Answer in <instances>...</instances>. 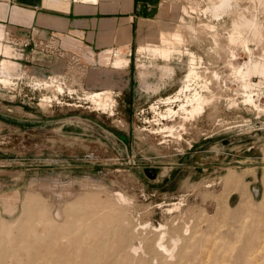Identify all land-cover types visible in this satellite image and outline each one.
Returning <instances> with one entry per match:
<instances>
[{"label":"rangeland","instance_id":"1","mask_svg":"<svg viewBox=\"0 0 264 264\" xmlns=\"http://www.w3.org/2000/svg\"><path fill=\"white\" fill-rule=\"evenodd\" d=\"M165 1H157L158 5L154 14L140 20L138 31L142 35H146L152 30L159 31L158 29L164 28L162 23L170 21L176 25L178 23V27L181 25L179 29L184 25L181 31L183 36L185 34L184 37L188 42L184 39L185 44L182 43V50L194 52L195 54H193L197 58L202 59L200 65L204 66L203 70L198 67V70H201L199 83L204 79L207 81L212 79L209 86L216 83L210 86L215 94L214 101L212 100L208 104L210 106L206 105L200 115L189 119L184 129L176 128L175 133L174 131L173 133L167 132L163 128L170 122L160 118L151 104L158 103L161 97L172 95L181 86L184 73L187 71L186 65L189 58L187 53L183 52L185 54L182 57V62H177L178 55L174 53L169 61L174 68V75L171 78L163 79L164 81L158 89H149L147 85L160 80L159 70L154 65L162 64L163 61L160 58L155 61L147 52H143L140 57L137 54V35L134 36L129 44V52L124 51V55L129 58L128 66L110 74L113 81H118V85L112 88L113 91L111 90V99H114L113 113L109 114L110 109L105 111L96 109L95 106L93 107V102L89 98L87 99L90 92L103 88L100 83L92 84L90 82L92 74L105 78L106 74L102 73L100 68H113L111 64L106 66L97 63V53L103 50L94 51V62H90L82 55L84 50H87L84 48L57 51L52 42L37 38L31 39L29 43L20 42L23 47H27L26 52H30L31 48H34V56L32 58V55L28 54L26 65H20L21 75L14 76L10 84L5 85L0 82V241L6 243L7 239H16L12 243L10 242V246L6 245V264H14L15 254L19 253L22 256L25 254V248L26 252L30 248L32 251H37L39 245L34 244L35 238L51 227L53 231L49 234L60 240L66 254H71L67 257V262L69 261L70 264L76 255V249L83 245L88 250L82 249L78 255L90 253L95 259V264H122L121 260L110 255L112 251L108 248L115 242L119 225L122 223L124 225L120 219L125 216L130 219L129 224H126L129 228L131 223H141L142 226V223L145 222L146 226L143 225L145 227L139 228V231L146 230L139 235H147L146 237L150 240L157 237L159 233L157 227L162 224L168 227L165 229L169 233L187 223L189 225L187 234L189 232L194 234L190 241H186V249L184 240L179 245V250L183 248L181 251L184 254H182L183 257L169 259L163 253L152 257L153 254L150 252L145 255L147 258L142 255L143 261L147 262L149 259L148 264H193V262L194 264H264V112L258 113L253 106L250 104L247 106L248 104L242 101L244 90L241 89V86L239 87V80L233 79L231 67L227 64L229 62H226V60L234 63L242 62L247 58V54L240 46L234 45L233 49L229 47L226 39L231 28L232 17L226 14L220 16L221 18L210 16L211 11L208 12V9H205L210 5V0ZM253 1L237 0L238 11H234L233 14L237 15L238 12L243 11L244 13L245 11L249 15L251 11L254 13L257 8L258 11L255 14L257 18H260L258 20L264 27V6ZM171 2H174L175 5L173 4V6ZM163 3L167 4L166 8ZM182 4L186 6H182ZM190 5L192 10L189 8ZM260 7L263 10L258 9ZM181 14L182 16H180ZM200 21L204 22L200 24ZM187 24H192V27H188ZM203 24L210 26L211 30H208L209 28ZM189 29L191 30L189 31ZM209 31L211 33L214 31V35L216 32V36ZM213 41L217 42L216 45L213 44ZM5 42L13 43V45L17 43L16 39L8 33H5L3 43ZM227 45L229 48L226 47ZM219 47L221 53L217 49ZM232 50L234 58H231L230 55ZM256 50L258 48L254 49L255 52H257ZM40 53L45 55L41 61L36 57L40 56ZM0 58H3L2 54H0ZM13 59L20 62L19 58ZM138 59L146 63H149V60L150 63H154L150 67L153 73L141 76L137 66ZM36 61L43 62L48 66L43 68L41 73L37 72L36 65L32 66ZM212 70L218 72L217 79L212 76L214 74ZM229 75L231 76L229 77ZM53 78L57 82L52 81ZM252 79L257 81L258 77L253 76ZM59 83H62L65 91L58 92L56 90V84ZM192 83L191 87L197 85L196 82ZM220 83L222 85L219 86ZM261 88H259L260 90L255 89V92L262 90L256 100L262 107L264 105V87ZM235 89L239 91H235ZM228 95L236 98V101ZM48 96L51 100L44 99ZM227 98L228 100H226ZM41 101L48 103H40ZM177 102L171 104L175 109L178 107ZM212 102L215 106H212ZM155 106L158 111H164L168 105L159 102ZM159 126L162 127V130L159 129ZM177 132L181 135L180 141L176 137ZM241 161L246 164L245 167L237 164ZM146 167L151 169L154 174L153 178L145 174ZM228 172H232L234 178L225 183L224 177ZM117 190L127 197L126 202L118 200L116 202L114 192ZM242 193L246 196L245 202L241 201ZM26 195L38 203H31L34 210L30 213V217L23 208ZM76 199H80L79 205L81 204L80 207L84 208L85 214H76L68 207L69 202L72 205L77 201ZM83 200L85 201L82 203ZM41 204L44 205L45 210L41 212L43 216L37 212ZM103 207L104 209H102ZM88 208H93L96 211L95 215L90 214ZM167 208H171L170 211ZM115 209L116 214L113 218ZM111 211L113 216L109 215ZM91 215H93L92 218ZM117 215L118 217H116ZM121 215L123 216L121 217ZM50 217L55 221L54 227H49L46 222V220H50ZM25 218L27 222H25ZM66 219L70 220L66 221ZM43 221L44 223H42ZM67 222H71L73 231L63 225ZM3 224H5L4 226L10 225L11 230L9 232L6 229L2 230ZM27 226L29 227L27 228ZM78 226L81 227L78 228ZM54 229L56 233H53ZM88 229L89 232H87ZM98 229L99 231H97ZM61 230L64 235L60 232ZM62 235L63 237H61ZM68 235L70 240L67 238ZM22 237L27 240L25 241ZM97 238L107 241L105 242L106 251L102 254H99ZM245 239L250 243L248 244L250 250L245 251L247 254L238 250L244 245ZM136 241L138 242L137 238ZM165 241L168 242L167 237ZM35 243L37 242L35 241ZM81 243L84 244L81 245ZM23 247L24 249H22ZM243 252L247 256H242ZM107 254L108 256H105ZM246 257L248 258L246 259ZM26 261L27 264H37L38 262L37 258Z\"/></svg>","mask_w":264,"mask_h":264},{"label":"bare ground","instance_id":"2","mask_svg":"<svg viewBox=\"0 0 264 264\" xmlns=\"http://www.w3.org/2000/svg\"><path fill=\"white\" fill-rule=\"evenodd\" d=\"M91 1V0H90ZM97 1V0H96ZM165 1V0H164ZM171 1V0H170ZM206 1V0H205ZM253 1V0H252ZM254 1H257L259 5H262L264 6V0H254ZM253 1V2H254ZM76 2V1H75ZM93 2V0H92ZM95 2V1H94ZM98 2V1H97ZM126 2V1H125ZM166 2V1H165ZM193 2V1H192ZM210 5L208 7H206L205 9L207 10L208 9V12L211 11V15H213V18H219L220 16L226 14V15H230L232 18H231V21L229 19V21L231 22V28L228 32V35H227V41L228 42V45L229 47H231V49H233L232 47L234 45H237V46H240L241 49L247 54V58L242 61V62H237V63H234V62H231V61H227L226 62H229L227 64L230 65V69H231V72H232V77H234L233 79H237L239 80L240 84H239V87L241 86L244 91H243V102L245 104H248L247 106H253L254 109H256V111L259 113V112H264V105H262V107L259 105V103L256 102V100L258 99V95L260 92H262V90L260 92L256 91L255 92V89H259V88H263L264 87V27L262 25V22H260L257 18V15L255 14L257 8H255V12L252 13L251 11V14L249 13V15H247L244 11L242 12H238L237 15H234V11H238V9L236 8L237 7V0H210ZM249 2V1H248ZM120 3V2H119ZM167 3V2H166ZM165 3V5H167ZM172 3V2H171ZM177 3V2H176ZM196 3V1H195ZM198 3V2H197ZM251 3V1H250ZM115 4H118L115 2ZM114 4V5H115ZM123 4V3H122ZM161 4V3H160ZM170 4V3H168ZM175 5V3L173 2L172 5ZM180 4V3H179ZM194 4V3H193ZM191 4V5H193ZM207 4V3H206ZM256 4V3H255ZM164 3H163V6H165ZM173 5V6H174ZM185 5V4H184ZM182 4V6H184ZM191 5L189 6V8L191 7ZM196 5V4H195ZM199 5V4H198ZM246 5V4H245ZM257 5V4H256ZM113 6V4H112ZM116 6V5H115ZM119 6V4H118ZM162 6V4H161ZM169 6V5H168ZM167 6V7H168ZM171 6V4H170ZM169 6V8H170ZM176 6H179L176 4ZM186 6V5H185ZM240 6V5H239ZM249 6V5H248ZM254 6V5H253ZM262 6V8H263ZM114 7V6H113ZM172 7V6H171ZM193 7V6H192ZM200 7V6H199ZM203 8V6H201ZM64 8V7H63ZM115 8V7H114ZM164 8V7H163ZM166 8V6H165ZM173 8V7H172ZM179 8V7H178ZM187 8V9H189ZM239 8V7H238ZM245 8V7H244ZM261 7L258 8V9H262ZM184 9V7H183ZM186 9V10H187ZM191 9V8H190ZM198 9V8H197ZM200 9V8H199ZM242 9V8H240ZM250 9V6L248 7V10ZM160 10V9H159ZM168 10V9H166ZM172 10V9H171ZM192 10V9H191ZM210 10V11H209ZM246 10V8L244 9ZM263 10V9H262ZM194 11V10H193ZM196 11V9H195ZM236 11V12H237ZM241 11V10H240ZM260 11V10H259ZM186 12V11H185ZM189 12V11H188ZM198 12V11H196ZM201 12V11H200ZM203 12H205L203 10ZM250 12V10H249ZM174 13V12H173ZM178 13V12H177ZM207 13V12H206ZM164 14V13H163ZM204 14V13H203ZM208 14V13H207ZM258 14V13H257ZM162 15V14H161ZM199 15V14H198ZM164 16H166L164 14ZM174 16V15H173ZM172 16V17H173ZM182 16V14L180 15ZM194 16V15H193ZM129 17V16H128ZM159 17V16H158ZM171 17V16H170ZM184 17V16H183ZM130 18V17H129ZM221 18V17H220ZM229 18V17H228ZM174 19V18H173ZM181 19V18H180ZM179 19V20H180ZM202 19V18H201ZM260 19V18H259ZM263 19V18H262ZM185 20V19H184ZM203 20V19H202ZM149 21V20H148ZM147 21V22H148ZM160 21V20H159ZM183 21V19H182ZM181 21V22H182ZM206 21V20H205ZM212 21V20H211ZM150 22V21H149ZM148 22V23H149ZM180 22V21H179ZM185 22V21H184ZM194 22V21H193ZM202 21H200V24H201ZM204 22V21H203ZM202 22V23H203ZM207 22V21H206ZM227 22V21H226ZM225 22V23H226ZM160 23V22H159ZM162 23V22H161ZM187 23V22H185ZM209 23H212V22H209ZM183 24V23H182ZM194 24V23H193ZM206 24V23H205ZM208 24V23H207ZM106 25V24H105ZM108 25H111L108 23ZM161 25V24H160ZM164 25V28L163 29H158L159 31H151L149 32L148 34L146 35H142L140 33V31L137 32V54L141 57V55H143L142 53L144 52H147L152 59H154L155 61L157 59H161L163 61L162 64H156L154 66H157V69L159 70V82L157 83H150L149 85H147V88L149 87L152 88V89H158L159 88V85L162 84V81L165 80V78H171L173 75H174V68L173 66L169 63V61L171 60L172 58V55L174 53H176L177 55V62H182V57L185 53L188 54L189 58L187 60V71L186 73H184V77L182 79V82H181V86L175 90V92L172 94V95H167L165 97H161L158 101L161 102V103H166V105H168L166 107V109L164 111H158L157 107L155 106V104H158L156 102H153V104H151V107L155 110V112H157L160 116V118H164V119H167L170 123L166 124L163 126V123L162 126L163 128L168 132H171L175 133V129L176 128H179V129H184V126L186 124V122L191 119L193 116L195 117V115H200V113L203 112L204 108L206 105H208L212 100L214 101V91H212L210 89V86L211 85H214L216 83H213L209 86V82L212 80L210 79V81H207L206 79H204L201 83H199V78H200V71L198 70V67L202 68V70L204 69L203 67L204 66H201L200 63L202 59L200 58H197L194 54V52H190L187 50V51H183L182 50V43H184V39H186L185 34L183 36L182 34V31L181 29L184 28V25L181 29H179L181 27H178V23L176 25V23H172V21L170 22H164L162 23V27ZM204 25V24H203ZM203 25H201L203 27ZM211 25V24H209ZM213 25V24H212ZM219 25V23H218ZM229 25V24H228ZM107 26V25H106ZM188 27H192V24H187ZM194 26V25H193ZM198 26V25H197ZM205 27H208L206 25H204ZM186 27V26H185ZM188 27H186L188 29ZM210 27V26H209ZM208 27V28H209ZM215 27V26H214ZM196 28V27H195ZM195 28H192L195 30ZM213 28V27H212ZM128 29V28H126ZM197 29V28H196ZM203 29V28H202ZM206 29V28H205ZM217 29V28H215ZM112 30V29H111ZM140 30V29H139ZM191 29H189L190 31ZM208 30H211L210 28ZM205 31V30H204ZM220 31V30H219ZM107 32V31H106ZM110 32V31H109ZM108 32V33H109ZM142 32V31H141ZM186 32V31H185ZM211 33V31H209ZM214 32V31H213ZM212 32V33H213ZM5 29H4V26L3 25H0V54L3 55V58H0V82L3 83V84H10L12 79L14 78V76H18V75H21V68H20V63L15 61L13 58H17L20 56V53L19 51H17L11 44H7V42L3 43V40L5 38ZM184 33V32H183ZM192 33V32H191ZM199 33V32H198ZM209 33V34H210ZM211 33V34H212ZM119 34V33H118ZM195 34V33H194ZM204 35V34H202ZM214 35V33H213ZM211 35V36H213ZM220 35V34H219ZM218 35V36H219ZM103 36V35H102ZM116 36V35H115ZM114 36V37H115ZM188 36V35H187ZM216 36V32H215V35ZM213 36V37H214ZM217 36V37H218ZM221 36V35H220ZM224 36V35H222ZM184 37V38H183ZM195 37V35H194ZM212 37V38H213ZM130 38L129 35L126 33V32H123V34H120L117 41L119 42V45L113 49H105L103 51H101L100 53H97L98 54V57L96 58V61L97 63H100V65H106L107 64H111L113 68L111 69H108L107 68H100V71L104 74H106V77L105 78H101L98 77V76H95V74H92V76L90 77V82L92 84H97V83H100L101 85H103V88H101V90L99 91H94V92H90V94L87 95V99L89 98L92 102L93 107L95 106L96 109H101L102 111H105L106 109H110V113L109 114H112L113 113V100L111 99V90L112 88L115 86V85H118V81H113V78L110 77V74H112L113 72L117 71L118 69H124L125 67L128 66L129 64V58L127 56L124 55V51L125 52H129V41H130ZM208 38V37H207ZM219 38V37H218ZM221 38V37H220ZM225 38V37H224ZM69 39V38H68ZM67 40V39H64V41ZM109 40H111V38H109ZM108 40V41H109ZM187 40V39H186ZM215 40V39H214ZM68 41V40H67ZM71 42V40H69ZM106 41V40H105ZM113 41V40H112ZM212 43V40H210ZM219 41V40H217ZM222 42V39L220 40ZM219 41V42H220ZM69 42V43H70ZM188 42V40H187ZM186 42V43H187ZM195 42V41H194ZM106 43V42H105ZM215 42L213 41V44ZM217 43V42H216ZM216 43L214 45H216ZM71 44V43H70ZM74 44V43H73ZM185 44V43H184ZM219 44V43H218ZM223 44V43H222ZM225 44V43H224ZM251 44V45H250ZM75 45H77V43H75ZM213 45V46H214ZM220 45V44H219ZM228 45L226 47H228ZM254 45H256V47H254ZM186 46V45H185ZM70 47V46H69ZM74 47V46H73ZM225 47V46H224ZM228 47V48H229ZM236 47V46H235ZM189 48V47H188ZM223 48V47H222ZM258 48V50H256L257 52L254 51V49ZM87 49V48H86ZM93 49V48H92ZM92 49H87V50H84L83 54L87 60H89L90 62H94V50ZM187 49V48H186ZM214 49V48H213ZM220 50V47L217 48ZM216 50V49H215ZM224 50V48H223ZM227 50V49H226ZM185 52V53H183ZM211 52V51H210ZM225 52V51H224ZM222 52V53H224ZM227 52V51H226ZM229 52V51H228ZM194 53V54H193ZM221 53V50L220 52ZM226 54V53H225ZM81 55V56H82ZM146 55V54H145ZM214 55V54H213ZM216 55V54H215ZM227 55V54H226ZM231 58H234V54H233V50L231 51ZM147 56V55H146ZM228 56V55H227ZM200 57V56H199ZM219 57V56H218ZM230 57V56H229ZM176 58V57H175ZM225 58V57H224ZM229 59V58H228ZM139 60V62H138ZM137 62H138V68H139V72H140V75L141 76H146L148 74H152L153 71L151 70V66L154 64V63H150L151 61L149 60V63H146L145 61H142L140 59H138ZM145 60V59H144ZM218 60V58H217ZM216 60V61H217ZM230 60V59H229ZM232 61L234 59H231ZM154 61V62H155ZM236 62V61H235ZM160 63V62H159ZM200 65V66H199ZM111 67V66H110ZM182 67V66H181ZM186 68V67H185ZM200 68V69H201ZM208 68V66H207ZM209 69V68H208ZM213 69V68H212ZM211 70V68H210ZM229 70V68H228ZM121 71V70H120ZM124 71V70H123ZM126 71V70H125ZM214 72V74L212 76H214L216 79L218 78V72H215L214 70H212ZM208 72V71H207ZM95 73V72H94ZM125 73V72H124ZM205 73V71H204ZM230 73V71H229ZM23 74V73H22ZM118 74V73H117ZM210 74V73H209ZM212 74V72H211ZM226 74V73H225ZM206 75V74H205ZM231 75H229L230 77ZM253 76H256L258 77V80L255 81L252 79ZM19 77V76H18ZM224 78L226 76H223ZM142 78V77H141ZM212 78V77H210ZM214 78V79H215ZM18 79V78H17ZM122 79V78H121ZM164 79V80H163ZM209 79V78H208ZM232 79V80H233ZM39 80V79H38ZM37 80V81H38ZM51 80V79H50ZM221 80V78H220ZM225 80V79H224ZM231 80V79H230ZM231 80V81H232ZM35 81V80H34ZM44 81V80H43ZM46 81V80H45ZM52 81H56V79H52ZM215 81V80H213ZM223 81V79H222ZM50 82V81H49ZM122 82V81H121ZM192 82H196L197 85L194 87H191V84H193ZM221 82V81H220ZM224 82V81H223ZM40 84V81L38 82ZM43 83V82H42ZM54 83V82H53ZM65 83V82H64ZM222 83V82H221ZM218 84L219 86L222 85V84ZM225 83V82H224ZM223 83V84H224ZM228 83V82H227ZM232 83V82H231ZM44 84V83H43ZM50 84V83H49ZM62 84V83H61ZM60 83L59 84H56L57 87H56V90L58 92H63L65 91L63 89V85H61ZM148 84V83H147ZM167 84V83H166ZM229 84V83H228ZM53 85V84H52ZM123 85V84H122ZM13 86V85H12ZM15 86V85H14ZM230 86V85H229ZM225 87V86H224ZM227 87V86H226ZM238 87V88H239ZM54 88V86H53ZM230 88V87H228ZM237 88V89H238ZM261 88V89H262ZM13 89V88H12ZM11 89V90H12ZM70 89V88H68ZM72 89V88H71ZM213 89V88H212ZM215 89V87H214ZM227 89V88H226ZM231 89V88H230ZM229 89V90H230ZM235 89V91H239ZM240 89V88H239ZM216 90V89H215ZM218 92H219V89L217 88ZM224 90V89H222ZM260 90V89H259ZM56 91V92H57ZM70 91V90H69ZM113 91V90H112ZM119 91V90H118ZM220 91H221V88H220ZM226 92V91H225ZM233 92V91H232ZM264 92V91H263ZM54 94V93H53ZM237 94V93H236ZM256 95V97H254ZM44 96V95H43ZM42 96V97H43ZM217 96V95H216ZM230 96V95H228ZM227 96V97H228ZM260 96V95H259ZM225 97V96H224ZM231 98H234L232 96H230ZM237 97V96H236ZM51 100V98L48 96V97H45L44 99L45 100ZM219 98V97H218ZM229 98V97H228ZM228 98L226 100H228ZM236 98H234L233 100H235ZM216 100V99H215ZM230 100V98H229ZM232 100V104L234 103V101ZM177 102V105L178 107L175 109L173 107V105H171L172 103L174 102ZM218 101V100H217ZM220 101V100H219ZM241 101V102H242ZM44 103V102H47V101H41L40 103ZM223 102V101H222ZM229 102V101H228ZM242 102V103H243ZM48 103V102H47ZM213 103V102H212ZM216 103V102H215ZM230 103V105H231ZM237 103V102H236ZM45 104V103H44ZM43 104V105H44ZM42 105V104H41ZM228 105V104H227ZM237 105V104H235ZM210 106V105H208ZM207 106V107H208ZM212 106H215L214 103ZM222 106V105H221ZM232 106V105H231ZM230 106V107H231ZM246 106V105H245ZM235 107V106H234ZM157 108V109H156ZM249 108V107H247ZM230 109V108H229ZM251 109V108H250ZM95 110V109H94ZM100 110V111H101ZM226 110V109H225ZM248 111V110H247ZM107 112V111H106ZM257 113V114H258ZM256 114V115H257ZM218 115V114H217ZM223 116V115H221ZM157 118V117H156ZM159 118V119H160ZM157 119V120H159ZM222 120V119H221ZM119 121V120H118ZM161 121V120H160ZM167 121V122H168ZM157 122V121H155ZM166 122V123H167ZM237 122V121H236ZM236 125V124H235ZM153 126V125H152ZM248 126V125H247ZM161 129L162 127L159 126ZM157 128V127H156ZM233 128V127H232ZM186 129V128H185ZM156 130V129H155ZM154 130V132H155ZM162 130V129H161ZM240 130V129H239ZM164 131V130H163ZM177 131V130H176ZM180 131V130H179ZM181 132V131H180ZM158 133V131H157ZM160 133V132H159ZM164 133V132H162ZM161 133V134H162ZM166 133V132H165ZM156 134V133H155ZM169 134V133H168ZM164 135V134H163ZM175 135V134H173ZM183 135V134H182ZM180 133L177 132V139H181L180 138ZM152 137V136H151ZM175 138V137H174ZM167 139V138H166ZM157 140V139H156ZM175 140V139H174ZM163 141V140H162ZM180 141V140H179ZM242 163V161L240 162ZM246 166V165H245ZM244 166V167H245ZM254 166V165H253ZM234 178L232 172H228L226 174V176L224 177V180H225V183H228L230 181H232V179ZM224 183V182H223ZM242 183V182H241ZM241 186V185H240ZM224 187V186H223ZM97 193V192H96ZM246 193V192H245ZM33 195V194H32ZM94 195V194H93ZM112 195V194H111ZM27 196V197H26ZM25 198H24V201H23V208H24V212L25 213H28V216L30 215V213L33 212V208L31 206V203L35 201H33V198L31 197H28L29 195H26ZM127 196V195H126ZM83 197V196H82ZM113 197V196H112ZM114 197L116 199V202L117 200L119 202H126L127 197L124 196L123 193H121V191H115L114 192ZM241 197V201L242 202H245L246 201V196L243 195V193L240 195ZM239 197V198H240ZM38 198V197H37ZM74 199V198H73ZM38 200H40L38 198ZM77 200V199H76ZM100 200V199H99ZM103 200V199H102ZM44 201V200H43ZM71 201V200H70ZM85 200L82 201V203L84 202ZM101 201V200H100ZM216 201V200H215ZM39 202V201H37ZM87 202V201H86ZM91 203L93 201H90ZM129 202V201H128ZM127 202V203H128ZM131 202V200H130ZM35 204H38L36 202H34ZM73 203V202H71ZM80 203V199H78L76 202H74L72 205L68 204V207H70V209L74 210L73 212H75L76 214H85V211L80 207L79 205ZM90 203V204H91ZM94 203L96 204V202L94 201ZM93 203L94 206H96L95 204ZM98 203V201H97ZM102 204V202H99ZM107 203V202H106ZM46 204V203H45ZM104 204V203H103ZM112 204V203H111ZM215 204V203H214ZM49 205V204H47ZM87 205V204H86ZM100 205V204H99ZM116 205V203H115ZM125 205H127L125 203ZM124 205V206H125ZM172 205V204H171ZM174 206L176 205L175 203L173 204ZM38 206V205H36ZM91 206V205H90ZM89 206V207H90ZM179 206V205H178ZM242 206V205H241ZM66 207V206H65ZM93 207V206H92ZM98 207V205H97ZM146 207V206H145ZM22 208V207H21ZM32 208V210H31ZM35 209H37L36 207H34ZM45 208H47V206H45ZM81 208V209H80ZM94 208V207H93ZM93 208H88V212L90 214H94L95 215V212ZM101 208V207H100ZM111 209H114L113 207H110ZM172 208V207H171ZM171 208H167L168 211H170ZM183 208V207H182ZM240 208V207H239ZM67 209V208H66ZM70 209H68L70 211ZM87 209V208H86ZM104 209V207L102 208ZM109 209V210H111ZM152 209V208H151ZM175 209V208H174ZM173 209V210H174ZM177 209V208H176ZM238 209V208H237ZM242 209V207H241ZM101 210V209H100ZM118 210V209H117ZM185 210V209H184ZM243 210V209H242ZM22 211V210H21ZM44 205L41 204L39 205V208L37 210V212L41 213V212H44ZM78 211V213H77ZM113 211V210H112ZM112 211L110 212V216H113V218H115V214H116V209L113 211V215H111ZM172 211V210H171ZM64 212V211H63ZM71 212V211H70ZM99 212V211H98ZM97 212V213H98ZM115 212V213H114ZM24 213V214H25ZM51 213V212H50ZM109 213V212H108ZM152 213V212H151ZM104 214V213H103ZM124 214V213H123ZM165 214V213H164ZM216 214V213H215ZM40 215V214H39ZM42 215V213H41ZM74 215V214H73ZM126 215V214H125ZM184 215V214H183ZM23 216V214H22ZM21 216V217H22ZM43 216V215H42ZM50 216V215H49ZM72 216V215H71ZM93 215H91V218H92ZM102 216V215H101ZM123 215H121L122 217ZM165 216V215H164ZM171 216V215H170ZM180 216V215H179ZM178 216V217H179ZM30 217V216H29ZM35 217V216H34ZM79 217V216H78ZM118 217V215L116 216ZM120 217V216H119ZM49 218V217H48ZM89 218V217H88ZM89 218V219H91ZM103 218V217H101ZM111 218V217H110ZM137 218V217H136ZM43 219H47V218H43ZM74 219V218H72ZM71 219V220H72ZM81 219V218H80ZM79 219V220H80ZM88 219V220H89ZM97 219V218H96ZM28 220V218H27ZM42 220V219H41ZM70 220V219H69ZM68 219H66V221H69ZM76 220V219H74ZM87 220V221H88ZM121 222H124V225L122 224H117L119 225V230H115L117 231V238L115 240L114 243H112L110 246H109V250L112 251V253L110 255H113L116 257L117 260H121L122 261V264H137V262L140 264H148L146 261H143V256L145 257L146 254L150 253L153 254L152 257H155L157 256V254L159 253H163L166 255V257H168L169 259H173L175 257H183V252L182 249L180 248V250L178 249L179 248V245L180 243L184 240L185 241V249H186V246H187V242L186 241H190V239H192L193 237V232L190 234H187V232L189 231V225L187 223H184L183 226H180V228H177L176 231L173 229L172 232H169L168 233V230H166L165 226H163L164 224L162 225H157L155 227L159 228V233L157 235V237L152 241L150 240L149 238H147L143 235H139V234H142L143 229L142 231H139V228L143 227V225H145L143 222L142 223V226H141V223H135V224H132L131 223V226L130 228L128 227V225H126L127 223L129 224L130 222V219H128L126 216L125 217H122V219H120ZM139 220V219H138ZM20 221V220H19ZM86 221V220H85ZM96 221V220H94ZM98 221V220H97ZM105 221V219H104ZM25 222L26 221V218H25ZM46 222L49 224V227L53 226V223L55 222L54 220L51 219L50 217V220ZM132 222V221H131ZM18 223V222H17ZM24 223V221H23ZM44 223V221L42 222ZM117 223H120V222H117ZM84 224H86L84 222ZM252 224V223H251ZM5 224H3L4 226ZM31 225V224H30ZM40 225V224H39ZM63 225H66L67 227L66 228H69L70 230H72V225H71V222H67L66 224L64 223ZM82 225V224H81ZM150 225V224H149ZM167 225V224H166ZM2 226V225H1ZM2 226V230L3 229H6V231L8 230V232L11 230V226L7 225V226ZM32 226V225H31ZM45 226V224H44ZM43 226V227H44ZM99 226V225H98ZM146 226V225H145ZM144 226V227H145ZM15 227V226H14ZM23 227V226H22ZM29 226H27L28 228ZM48 227V226H47ZM57 227V226H56ZM55 227V228H56ZM81 227V226H78V228ZM84 227V226H83ZM87 227V226H86ZM95 227V226H94ZM107 227V226H106ZM143 227V228H144ZM149 227V226H148ZM153 227V226H151ZM21 228V227H20ZM31 228V227H30ZM52 228V227H51ZM51 228L47 230H44L42 233H40L39 237L35 238V241L37 243H35L34 241V244H38L39 245V249L37 251H32L31 248L28 250L27 249V252H26V248L24 249V247L22 249L25 250V254H22L19 255L18 254H15V256L13 258L14 259V264H27V261L26 260H29V259H32V258H37L38 262L37 264H68L67 262V257L68 255H71L70 253L66 254L64 251L65 249L61 246L60 244V240L56 237V236H51L49 234V232L53 231ZM75 228V227H74ZM85 228V227H84ZM168 228V227H167ZM207 228V227H206ZM22 229V228H21ZM20 229V230H21ZM68 229V230H69ZM97 229V228H96ZM155 229V228H154ZM252 229V228H251ZM1 230V231H2ZM27 230H30V229H27ZM26 230V231H27ZM34 230V229H33ZM32 230V231H33ZM55 230V229H54ZM59 230V229H58ZM57 230V231H58ZM69 230V231H70ZM80 230V229H79ZM91 230V229H90ZM35 231V230H34ZM33 231V232H34ZM37 231V230H36ZM63 230H61L60 232H62ZM73 231V230H72ZM71 231V232H72ZM77 231V230H76ZM81 231V230H80ZM99 231V229L97 230ZM101 231V230H100ZM157 231V230H155ZM25 232V231H24ZM31 232V231H30ZM32 232V233H33ZM67 232V230H66ZM84 232V231H83ZM89 232V229L88 231ZM27 233V232H25ZM53 233H56V230L53 232ZM52 233V234H53ZM68 233V232H67ZM92 233V232H91ZM94 233V232H93ZM156 233V232H155ZM11 235V233H9ZM8 234V235H9ZM13 234V233H12ZM30 234V233H29ZM39 234V233H38ZM71 234V233H70ZM204 234V233H202ZM6 235V234H5ZM5 235H2V236H5ZM7 235V237H8ZM27 235V234H26ZM64 235V233H63ZM63 235L61 237H63ZM73 235V233H72ZM76 235V233H75ZM149 235V234H148ZM14 236V235H13ZM38 236V235H37ZM77 236V235H76ZM98 236V235H97ZM188 236V237H186ZM6 237V238H7ZM24 237V236H23ZM22 237V238H23ZM67 237V236H66ZM115 237V236H114ZM168 238V242L165 241V238ZM3 238V237H2ZM5 238V239H6ZM27 238V236H26ZM30 238V237H29ZM69 239V235L67 237ZM87 238V237H86ZM89 238V237H88ZM93 238V237H92ZM96 238V237H95ZM137 238L138 240V244L135 242V239ZM24 239V238H23ZM71 239V238H70ZM69 239V240H70ZM74 239H76L74 237ZM83 240V238H81ZM98 239V238H97ZM250 239V238H249ZM13 240H16L15 238L14 239H7L6 240V243H3L0 241V264H6V258H7V248H6V245H9L10 242L12 243ZM25 240V239H24ZM22 240V241H24ZM27 240V239H26ZM25 240V241H26ZM86 240V239H85ZM167 240V239H166ZM196 240H197V237H196ZM246 240V241H245ZM243 241L244 245L239 247L238 250L241 251H249L250 249L248 248V240L245 239ZM4 241V240H3ZM21 241V242H22ZM63 241V240H62ZM195 241V240H194ZM29 242V241H28ZM72 242V241H71ZM90 242V241H88ZM94 242V241H93ZM105 242H107L106 240H103V239H98V246H99V251L100 253L99 254H102V252L106 251V245H105ZM30 243V242H29ZM95 243V242H94ZM111 243V241H110ZM189 243V242H188ZM25 244V243H23ZM63 244V243H62ZM84 244V243H83ZM81 243V245H83ZM12 245V244H11ZM29 246L31 244H28ZM73 245V244H72ZM207 245V244H206ZM10 246V245H9ZM27 246V247H29ZM33 246V245H32ZM69 246V245H68ZM195 246V245H194ZM35 247V246H34ZM21 249V248H20ZM37 249V248H36ZM82 249H87V247H85L84 245L79 247L76 252V255L74 257V259L72 260V263L71 264H95L94 263V257L88 253V254H83L80 256V254L78 255V252L81 251ZM208 249V248H207ZM41 250H43L41 252ZM109 250H107L109 252ZM237 250V249H236ZM20 251V250H19ZM22 251V250H21ZM40 251V252H39ZM189 251V250H188ZM198 251V249H197ZM82 252V251H81ZM147 252V253H146ZM177 252V254H176ZM193 252V251H191ZM190 252V253H191ZM243 252L242 256L245 255ZM107 253V252H106ZM186 253V252H185ZM208 253V252H207ZM238 253V252H237ZM246 253V252H245ZM183 254V255H182ZM240 254V255H241ZM247 254V253H246ZM164 255V256H165ZM105 256H108L105 255ZM104 256V257H105ZM189 256V255H188ZM194 256V255H193ZM192 256V257H193ZM247 256V255H245ZM165 257V258H166ZM240 257V256H238ZM12 258V257H11ZM99 258V257H98ZM107 258V257H106ZM147 258V257H145ZM144 258V259H145ZM159 258V257H158ZM167 258V259H168ZM191 258V256L189 257V259ZM199 258V257H198ZM233 258H235L233 256ZM248 257H246L247 259ZM9 260V259H8ZM24 262H23V261ZM104 260H106L104 258ZM147 260V259H146ZM154 260V259H153ZM163 259H161L162 261ZM176 260V259H175ZM236 260V259H235ZM155 261V260H154ZM160 261V259H159ZM164 261V260H163ZM199 261V260H198ZM243 261V260H242ZM247 261V260H245ZM13 263V261H11ZM151 262V261H150ZM153 262V261H152ZM251 262V261H250ZM156 263V262H155ZM171 263V262H170ZM174 263V262H173ZM230 263V262H229ZM237 263V262H236ZM70 264V262H69ZM118 264V263H117ZM152 264V263H151ZM158 264V263H157ZM164 264V263H163ZM169 264V263H168ZM194 264V262H193ZM243 264V263H241ZM250 264V263H249Z\"/></svg>","mask_w":264,"mask_h":264},{"label":"crops","instance_id":"3","mask_svg":"<svg viewBox=\"0 0 264 264\" xmlns=\"http://www.w3.org/2000/svg\"><path fill=\"white\" fill-rule=\"evenodd\" d=\"M97 1L0 0V25L16 39L15 45L10 44L17 51H22L20 57H17L21 66L26 65L29 53L33 58L35 49L31 48L30 52H26L27 47H23L20 42L29 43L34 38L52 42L57 51L80 48H93L96 51L117 47L119 35L126 32L131 37V44L133 37L137 35L140 20L154 14L159 0ZM40 54L36 57L41 61L45 55ZM40 61L33 62L32 66L36 65V71L41 73L48 65Z\"/></svg>","mask_w":264,"mask_h":264},{"label":"water","instance_id":"4","mask_svg":"<svg viewBox=\"0 0 264 264\" xmlns=\"http://www.w3.org/2000/svg\"><path fill=\"white\" fill-rule=\"evenodd\" d=\"M237 164H238V165H241V166L246 165V164H244V163H240V162H237ZM144 172H145V174H146L148 177H150V178H153V177H154V174L152 173V171H151V169H150L149 167H146V168L144 169Z\"/></svg>","mask_w":264,"mask_h":264}]
</instances>
